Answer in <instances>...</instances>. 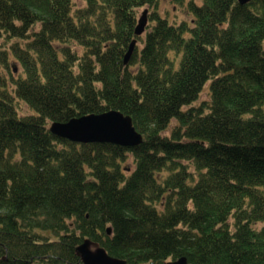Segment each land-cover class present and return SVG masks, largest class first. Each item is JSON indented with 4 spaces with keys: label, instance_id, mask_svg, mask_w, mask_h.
<instances>
[{
    "label": "trees",
    "instance_id": "16d2710c",
    "mask_svg": "<svg viewBox=\"0 0 264 264\" xmlns=\"http://www.w3.org/2000/svg\"><path fill=\"white\" fill-rule=\"evenodd\" d=\"M158 4L0 0V40L23 41L0 52V264H83L85 239L129 264H264V0H187L179 23ZM111 110L140 146L50 131Z\"/></svg>",
    "mask_w": 264,
    "mask_h": 264
},
{
    "label": "water",
    "instance_id": "95a60500",
    "mask_svg": "<svg viewBox=\"0 0 264 264\" xmlns=\"http://www.w3.org/2000/svg\"><path fill=\"white\" fill-rule=\"evenodd\" d=\"M249 1L237 0V3L244 5ZM147 23L148 10L145 9L135 29L136 37L143 35ZM136 46L137 39H134L125 55V65L131 60ZM50 131L60 139L78 144H113L124 148H136L144 142V137L136 130L132 117L116 110L102 114H90L64 123L55 122L50 127ZM111 231V228L107 229L109 235ZM76 250L83 264H129L124 259L109 255L104 247L92 242L90 239H85ZM161 264L189 263L186 257H181Z\"/></svg>",
    "mask_w": 264,
    "mask_h": 264
},
{
    "label": "rangeland",
    "instance_id": "374dc122",
    "mask_svg": "<svg viewBox=\"0 0 264 264\" xmlns=\"http://www.w3.org/2000/svg\"><path fill=\"white\" fill-rule=\"evenodd\" d=\"M186 1L183 3V5H180L176 2H174L173 0H159V4H158V11L160 13L161 16L166 17L171 23L172 22H181L183 20L186 21H190L191 19V15L188 14L187 12V8H186ZM14 43H19L20 45H23V41L20 39H8L6 37H4L3 39L0 40V52L4 51V50H9L10 46ZM139 48L142 47V43L139 42L138 44ZM15 67L17 68V72L14 73V76L19 75L20 73V65H18L17 63L13 62L11 63V68ZM20 68V69H19ZM209 99V95H208V91L205 90L204 94L202 95V99L203 100H208ZM19 106V115L21 116H26V115H31V110L27 107L26 104L20 102L18 103ZM171 132V130H170ZM170 132L168 133V135H170ZM127 162L125 164H123V166H126L125 168L128 167H132V159L129 157V159L127 158ZM128 166V167H127ZM132 170V168H131Z\"/></svg>",
    "mask_w": 264,
    "mask_h": 264
}]
</instances>
